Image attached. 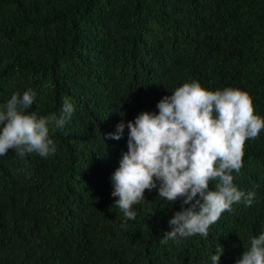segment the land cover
<instances>
[{
    "label": "trees",
    "instance_id": "trees-1",
    "mask_svg": "<svg viewBox=\"0 0 264 264\" xmlns=\"http://www.w3.org/2000/svg\"><path fill=\"white\" fill-rule=\"evenodd\" d=\"M193 80L248 92L264 118V0H0V104L31 88L42 116L74 105L50 127L55 154L0 156V264H212L220 246V264H236L264 230V130L232 173L253 203L234 204L207 238L162 244L184 208L157 190L135 220L112 206L129 130L107 134Z\"/></svg>",
    "mask_w": 264,
    "mask_h": 264
},
{
    "label": "clouds",
    "instance_id": "clouds-1",
    "mask_svg": "<svg viewBox=\"0 0 264 264\" xmlns=\"http://www.w3.org/2000/svg\"><path fill=\"white\" fill-rule=\"evenodd\" d=\"M171 93L158 102V113H141L107 134V139L118 141L125 128L129 130L128 151L111 177V195L118 198L112 206L125 220L136 219L133 206L145 200L146 190H157L168 204L182 201L184 210L169 221L172 230L164 234L162 244L196 235L207 238L210 226L234 204L244 200L251 206L255 192L241 191L232 173L243 167L246 142L264 130V118L255 114L251 95L239 88L212 91L193 80ZM36 101L37 92L29 88L13 92L0 104V156L9 150L21 158L55 154L50 127L63 129L74 105L65 97L63 116L45 117L30 111ZM223 254L220 246L210 257L212 264H220ZM236 264H264V230L251 238Z\"/></svg>",
    "mask_w": 264,
    "mask_h": 264
}]
</instances>
